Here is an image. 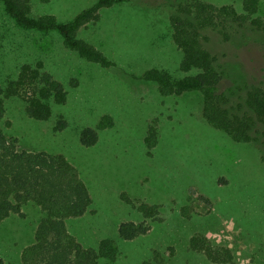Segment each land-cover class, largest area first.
<instances>
[{
    "label": "rangeland",
    "instance_id": "1",
    "mask_svg": "<svg viewBox=\"0 0 264 264\" xmlns=\"http://www.w3.org/2000/svg\"><path fill=\"white\" fill-rule=\"evenodd\" d=\"M29 1L33 17L53 16L61 23L97 2ZM177 1L126 0L101 10L98 22L81 29L78 38L113 62L107 69L78 58L55 34L3 25L0 84L18 65L39 60L67 97L63 106H51L45 122L29 119L18 100H7L0 127L19 150L61 155L77 169L92 204L65 225L82 247L96 250L101 240H114L115 264H214L189 249L190 238L201 235L229 252L231 264H264V136L253 133L257 141L235 143L205 121L200 93L162 96L156 84L141 79L151 69L184 76L171 38ZM201 1L241 7L238 0ZM234 30L232 42L211 31L204 34L221 77L217 93L232 108L243 103L248 86L264 88V38L250 29ZM60 118L67 127L55 132ZM85 128L97 131L95 146L80 144ZM142 204L155 207L153 220L134 209ZM44 216L28 203L21 215L0 223L3 264H21L22 251L34 242ZM144 221L146 235L130 242L117 239L120 224Z\"/></svg>",
    "mask_w": 264,
    "mask_h": 264
},
{
    "label": "trees",
    "instance_id": "2",
    "mask_svg": "<svg viewBox=\"0 0 264 264\" xmlns=\"http://www.w3.org/2000/svg\"><path fill=\"white\" fill-rule=\"evenodd\" d=\"M125 1L97 0L72 20L61 23L53 16L33 17L29 0H0V28L11 24L22 32L55 34L78 58L107 69L114 66L113 62L79 39L78 32L98 22L101 10ZM238 1L240 11L231 5L215 6L201 0L177 1L176 13L170 18L171 38L181 53L179 71L184 76L177 79L164 70L151 69L141 79L156 84L162 96L200 93L205 121L235 143H249L257 141L253 133L264 136V88L250 85L242 104L228 106V99L217 93L221 77L215 67L216 58L205 46L208 38L204 35L211 31L222 41L232 42L234 29L245 28L264 38L263 0ZM66 97L64 87L44 70L41 61L22 63L0 84V121L7 100H18L29 119L45 122L51 119V106H63ZM66 127L60 118L53 129L60 132ZM151 137L148 133L147 147ZM97 140L96 130L80 131L79 142L83 147L95 146ZM261 161L264 164V152ZM28 203L37 206L45 216L37 225L34 242L22 251L21 264H115L119 249L114 240L104 239L96 250L87 249L67 230L65 221L84 216L92 204L87 185L77 169L61 155L19 150L0 127V223L10 215H21L22 207ZM134 209L144 220L155 217V207L142 204ZM148 230L145 221L125 222L117 228V239L130 242L146 235ZM189 249L214 264L232 263L229 252L213 246L201 235L190 238ZM0 264H3L1 259Z\"/></svg>",
    "mask_w": 264,
    "mask_h": 264
}]
</instances>
